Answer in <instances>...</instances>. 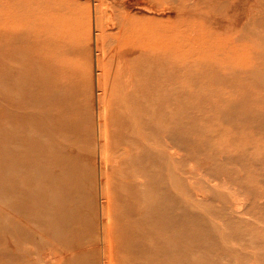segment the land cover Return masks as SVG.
<instances>
[{"label":"rangeland","instance_id":"1","mask_svg":"<svg viewBox=\"0 0 264 264\" xmlns=\"http://www.w3.org/2000/svg\"><path fill=\"white\" fill-rule=\"evenodd\" d=\"M0 4V264H264V0Z\"/></svg>","mask_w":264,"mask_h":264},{"label":"bare ground","instance_id":"2","mask_svg":"<svg viewBox=\"0 0 264 264\" xmlns=\"http://www.w3.org/2000/svg\"><path fill=\"white\" fill-rule=\"evenodd\" d=\"M61 2V1H60ZM37 5V4H36ZM0 6H1V4H0ZM50 8V7H49ZM60 8V7H59ZM65 9V8H64ZM62 10V9H61ZM73 11H74V9H73ZM105 11H107V10H105ZM126 11V10H125ZM28 12H30L29 10H27V12L26 13H28ZM61 11L60 10H58L57 9V13H56V15L54 16V17H56L57 18V21L59 22V23H63L64 22V20L65 19H67L66 18V16L64 15V14H62V13H60ZM25 16V15H24ZM23 16V17H24ZM25 18H26V16H25ZM123 20H124V18H122ZM126 21V20H125ZM65 23H67V21H65ZM69 23V22H68ZM62 25V24H61ZM69 25V24H68ZM2 27H4V26H2ZM7 33V32H6ZM70 39V38H69ZM68 39V40H69ZM71 40H69V42H70ZM33 60V59H32ZM3 66V65H2ZM42 79V78H41ZM45 79V78H44ZM90 79V78H89ZM28 87V86H27ZM67 114V113H66ZM223 157V156H222ZM195 163V162H194ZM212 165V164H211ZM214 174V173H213ZM205 177V176H204ZM215 178V177H214ZM222 178V177H221ZM224 179V178H223ZM214 180V179H213ZM237 183V182H236ZM229 185V184H228ZM236 190H237V188H236ZM238 190H240V189H238ZM232 191V190H231ZM234 191H235V189H234ZM221 192V191H220ZM240 192V191H239ZM227 193V192H226ZM229 193H231V192H229ZM235 193V192H234ZM238 194V193H237ZM206 194H204V196H205ZM211 195V194H210ZM203 197V196H202ZM205 199V198H204ZM224 200V199H223ZM237 201V200H236ZM235 204V203H234ZM248 205H252V203H250L249 202V204ZM247 205V207H248V213H250V211H249V206ZM228 208V207H227ZM243 208H245V207H243ZM238 209V208H237ZM241 213V212H240ZM236 215V214H235ZM241 216V215H240ZM249 219V218H248ZM247 219V220H248ZM221 224V223H220ZM218 225V224H217ZM222 238V237H221Z\"/></svg>","mask_w":264,"mask_h":264}]
</instances>
